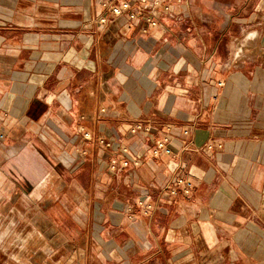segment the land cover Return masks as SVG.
<instances>
[{"label":"crops","instance_id":"crops-1","mask_svg":"<svg viewBox=\"0 0 264 264\" xmlns=\"http://www.w3.org/2000/svg\"><path fill=\"white\" fill-rule=\"evenodd\" d=\"M146 1L0 0V202H37L39 264H264V0Z\"/></svg>","mask_w":264,"mask_h":264},{"label":"rangeland","instance_id":"rangeland-1","mask_svg":"<svg viewBox=\"0 0 264 264\" xmlns=\"http://www.w3.org/2000/svg\"><path fill=\"white\" fill-rule=\"evenodd\" d=\"M32 187L33 192L42 188L39 184ZM7 189L0 186V198ZM20 192L18 187L14 188L8 201L3 205L0 202V264H39L40 257L62 256L64 251L56 250L51 226L42 224L44 219L35 209L37 202L31 200L28 209Z\"/></svg>","mask_w":264,"mask_h":264},{"label":"built area","instance_id":"built-area-1","mask_svg":"<svg viewBox=\"0 0 264 264\" xmlns=\"http://www.w3.org/2000/svg\"><path fill=\"white\" fill-rule=\"evenodd\" d=\"M117 0H103L102 5L104 7H108L109 10L116 16L122 15V14H130V18L134 19L136 17V14L134 13H130L132 10V0H125L124 2L120 3V4H114V2ZM142 1L146 6H149V3L146 0H140ZM154 6H159L160 3L159 2H154V4H152ZM150 22L149 28H154L157 26V23L154 22ZM220 85H223L222 83H220ZM140 129H146L144 127V125L138 124L135 128V130H133V132L135 133L137 130ZM188 134V133H186ZM85 139L89 140L90 139V134H85ZM6 140V136L3 133H0V147L3 146L4 142ZM171 141V137L169 135L164 136L163 138L159 139L156 141L155 147L153 148L152 152H151V156L154 158H159L163 155L166 156H171L173 154V151L169 145ZM101 143H104L103 141H101ZM216 147H221V143H219L217 140H212L211 142H209L206 145V148L209 150H213ZM117 165L116 163L112 164L110 166V170L115 171L117 169ZM128 162H124L122 164V168H126L128 166ZM171 197L173 198H179L182 196H189L192 191L194 190V185L191 181H189L186 178L180 177V178H176L168 187H167ZM135 207H138L141 210V215L142 216H147L150 211H152V206L151 205H144L143 201H139L137 205H135ZM134 208L131 207L130 211H133ZM130 218H135V215L132 214L130 216Z\"/></svg>","mask_w":264,"mask_h":264}]
</instances>
